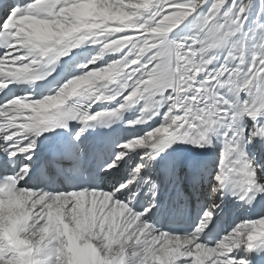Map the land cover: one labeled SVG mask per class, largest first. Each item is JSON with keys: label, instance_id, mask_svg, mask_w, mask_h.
<instances>
[{"label": "snow or ice", "instance_id": "obj_1", "mask_svg": "<svg viewBox=\"0 0 264 264\" xmlns=\"http://www.w3.org/2000/svg\"><path fill=\"white\" fill-rule=\"evenodd\" d=\"M0 264H264V0H0Z\"/></svg>", "mask_w": 264, "mask_h": 264}, {"label": "bare ground", "instance_id": "obj_2", "mask_svg": "<svg viewBox=\"0 0 264 264\" xmlns=\"http://www.w3.org/2000/svg\"><path fill=\"white\" fill-rule=\"evenodd\" d=\"M21 93H22V92H21ZM128 113H129V112H128ZM128 113H125V114H124V118H125V119L129 118V117H126V115H127ZM229 199H230V198H229ZM192 206H194V205H191V204L189 205V207H192Z\"/></svg>", "mask_w": 264, "mask_h": 264}]
</instances>
